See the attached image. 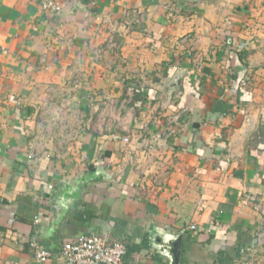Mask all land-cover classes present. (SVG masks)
<instances>
[{
    "label": "crops",
    "instance_id": "1",
    "mask_svg": "<svg viewBox=\"0 0 264 264\" xmlns=\"http://www.w3.org/2000/svg\"><path fill=\"white\" fill-rule=\"evenodd\" d=\"M41 2L0 0V264H264V0Z\"/></svg>",
    "mask_w": 264,
    "mask_h": 264
},
{
    "label": "built area",
    "instance_id": "2",
    "mask_svg": "<svg viewBox=\"0 0 264 264\" xmlns=\"http://www.w3.org/2000/svg\"><path fill=\"white\" fill-rule=\"evenodd\" d=\"M61 0H42L40 5V13L58 14L62 10ZM103 24L107 25L111 34H119V25L116 22H109L104 19ZM114 36H110L107 40L106 48L119 49L120 44L114 41ZM104 49H99L94 53L93 61L99 63L102 61ZM180 116L174 115L170 118L168 129L169 134L175 133L179 125ZM171 125L175 127H171ZM124 143H129L128 137L123 138ZM154 152V147L149 145L146 154L150 155ZM29 158H33L32 155ZM194 230L195 226L192 225ZM34 248V259L37 263H44L53 257V253L32 244ZM126 254V246L121 241L109 242L106 236L98 234H86L76 237L74 240L68 241L62 245L57 257L62 264H125L124 256Z\"/></svg>",
    "mask_w": 264,
    "mask_h": 264
},
{
    "label": "water",
    "instance_id": "3",
    "mask_svg": "<svg viewBox=\"0 0 264 264\" xmlns=\"http://www.w3.org/2000/svg\"><path fill=\"white\" fill-rule=\"evenodd\" d=\"M170 246V259L173 261L172 264H178L180 258V247H181V238L171 240L169 242Z\"/></svg>",
    "mask_w": 264,
    "mask_h": 264
},
{
    "label": "trees",
    "instance_id": "4",
    "mask_svg": "<svg viewBox=\"0 0 264 264\" xmlns=\"http://www.w3.org/2000/svg\"><path fill=\"white\" fill-rule=\"evenodd\" d=\"M139 94H140V93H138V91H137V94H135V99L138 100V98H139Z\"/></svg>",
    "mask_w": 264,
    "mask_h": 264
}]
</instances>
